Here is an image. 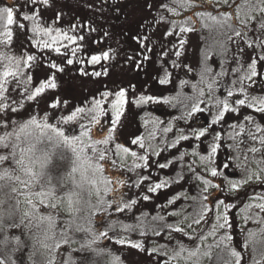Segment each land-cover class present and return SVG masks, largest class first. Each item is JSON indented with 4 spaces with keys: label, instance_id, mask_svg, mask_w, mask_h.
I'll use <instances>...</instances> for the list:
<instances>
[{
    "label": "snow or ice",
    "instance_id": "1",
    "mask_svg": "<svg viewBox=\"0 0 264 264\" xmlns=\"http://www.w3.org/2000/svg\"><path fill=\"white\" fill-rule=\"evenodd\" d=\"M172 2L175 7H168L167 11L173 16L181 14L177 11L178 8L188 11L198 7L197 0H172ZM38 3L50 6V0H23L22 4L14 2L11 5L0 6V44L8 45L13 42V25L26 35L27 25L23 21L32 22L31 32L34 36L48 37V39H32V46L41 50L51 49L59 54L60 47L56 45L62 40L76 42L77 37L69 35L67 31L42 27L38 23L40 12L34 7ZM223 3L228 5V8H232L235 4V13L225 10L216 16L210 12L192 11V14L180 23L171 21L172 30L166 29L162 38L179 37L177 42L172 43V49H176L172 54L177 58L172 62L173 67L181 66L178 61L187 43L184 34L197 31L194 26L197 20L193 17L198 19L201 28L207 29L210 35L215 33L216 37L226 38L223 41L217 40L216 43H219L222 49L220 53L222 57L229 51L227 46L229 42L235 46L231 59L237 67L231 69V74H237L241 68L246 67V72L232 81L233 85L237 83L241 85L238 91L244 94V98H235L230 102L228 98L234 97L231 88L225 89L226 98L222 99L216 95L217 77L222 78L230 74L226 67L227 61L222 58L221 71L213 74L212 68L207 64L209 57L205 55L203 68L199 72V83L206 85L207 103L202 99L206 95L205 89L198 88L195 84L192 85L194 96L178 93L175 97L165 98L163 103L172 107L180 106L182 114L176 117V120L187 123L195 114L207 112L210 116L209 121L199 128L189 125L190 135L185 134L182 128L179 129L175 139L171 142L164 141L165 146L162 148L159 145L146 146L143 137L132 138L130 144L137 145L143 150L142 155H138L136 151L116 140L118 125L129 103L126 89L100 91L99 96H94L89 102L90 107L75 106L67 115L55 113L61 104L67 107V101L54 99L49 105L54 110V114L45 113L40 116L29 111L21 97L33 102L42 97L47 89H56L55 74L38 83L34 82L31 75L21 81L19 77L23 75L22 65L33 67L31 62L36 61L37 57L34 55L18 57L0 52V61H7L0 71V264H37L35 258L38 253L44 255L43 264H55V254L62 245H67L71 252H79L84 264H95L94 257L103 255V250L94 246L101 237L111 239L108 235L109 231L117 236L115 241L117 244H127L148 257L157 254L159 259L156 264H171L172 261H176L177 264H201L205 260L213 261L214 253L215 264H242L244 259L242 253L237 251L236 247L230 246L233 243V236L230 234L233 227L230 215L237 204L228 201L230 198L242 200L243 196L247 195L248 188L264 186V168L246 174L241 181L229 180L224 171L218 170L226 169L229 165L227 163L220 165L216 162L218 149L222 145L219 143L220 134L216 132L214 126L224 123L227 113L240 112V108L233 105L254 109L256 113L261 114V119H264V94L248 95L244 87V82L249 81V88L256 86L261 93H264V83H260L264 80V71H258V64L260 69H264V0H256V3L243 13V6L236 4V0H233L232 4H229V0H223ZM28 5L33 7L29 8L28 12L21 13L20 8ZM29 12L33 14L30 15ZM253 13H257L258 16ZM59 18L57 15L56 20ZM161 19L163 20V17ZM74 27L69 31L74 30ZM79 39L83 40L84 37L81 36ZM133 39L138 41L145 52L153 50L144 43L148 39L147 36L133 37ZM62 46L67 48V45ZM172 49L164 52L163 55L167 56ZM77 50V48L71 50L73 56L76 55ZM247 50H250L252 55L244 62L243 58ZM112 58L109 51L101 50L99 54L90 53L88 63L93 66L100 65L102 70L88 73L81 69L80 72L82 75L93 77L107 76L108 69L104 67L102 61H109ZM128 59L132 60L133 57ZM143 59L148 60L149 57L144 55ZM67 64H73V60L68 59ZM49 67L59 72L64 71L55 62H50ZM135 67L139 69L141 62H136ZM184 67L188 66L184 65ZM188 71H191V68H188ZM164 72V77L159 79L161 85L170 83V74L167 69ZM187 84V80L181 81V85ZM23 85L32 87L31 89L24 87L22 94L19 89ZM8 100H11V103H5ZM149 102L158 103L159 99L141 95L134 101L137 105ZM201 104H205V107L202 108ZM212 108L215 112L211 111ZM22 110L27 112L26 117L21 114ZM243 119L255 126V133L251 130L247 132L248 138L252 141L258 140L261 145V148L249 147L247 151L261 152L264 149V134L257 137L256 133H264V128L255 122L252 115H245ZM52 120H55V123H52ZM85 120L87 124L83 122ZM229 127L233 129L239 127L241 132L244 131L243 124L239 126L232 124ZM162 131L166 134L173 129L167 126ZM208 136H211V139L207 141V155H200L196 150H193L191 155L199 156L202 171L211 178L219 180L217 183L205 178L201 171L193 166L196 161L185 165L184 158L188 155L187 152L181 153L178 157L175 154H172V158L165 157L164 163L152 159L153 156L160 157L163 152L170 149L179 151L177 145L182 141L194 138L204 143L202 138L207 139ZM148 139H155V133H149ZM229 139L233 137L230 136ZM112 144H115L114 149L111 147ZM228 147L238 150L239 144L234 143ZM148 149H151L150 153ZM129 157L132 159L131 165L127 163ZM177 162L181 165L179 171L175 169ZM170 166L175 171V175L168 179H159V182H151L153 181L151 172L147 175L143 174L144 170L153 167L168 169ZM127 173H135L137 179L121 178ZM189 173L191 175H188ZM181 181L194 185L196 195L189 196L188 190L183 188ZM173 184L180 186L182 191L172 196L167 204L156 206L160 211L151 217L156 225L150 224L147 231L144 230L143 224H124L118 218H111L114 213L131 212L140 201L151 199L150 195L133 192V189L143 187L146 193H156L157 190ZM241 189H244L243 196L240 194ZM182 199L191 200L193 204L181 205L177 210L175 206ZM248 199L262 201L256 203L255 208L264 212V195L248 197ZM21 205L24 207L22 208ZM170 205L173 206L172 210L165 211ZM188 207H193L194 211L187 212ZM251 207V203L245 205V208ZM161 212L164 214H160ZM143 215L146 217L148 214L143 213ZM98 217L99 221H97ZM169 218L175 219L173 222H168ZM250 218L243 217L245 222ZM96 222L101 223V226L106 224L107 230L100 231L95 228ZM202 222L205 225L211 224L207 235H204V229L199 227ZM259 222L264 223V218ZM138 229L139 236L143 240H129L122 234L136 232ZM17 232L19 234H16ZM241 232H243L242 227ZM149 233L151 236L165 239L167 243L158 245L152 241V247L149 248L147 246ZM218 233L219 239L209 241V237L215 238ZM185 238L194 244V248L189 249L184 244ZM197 241L199 243H196ZM76 245L78 247H74ZM88 254H94L93 259H89ZM258 254L260 260L253 258L252 264H261V260H264V248ZM165 257L167 259H164ZM116 259L118 258H113L112 264H115ZM63 264H74L71 253Z\"/></svg>",
    "mask_w": 264,
    "mask_h": 264
},
{
    "label": "rangeland",
    "instance_id": "2",
    "mask_svg": "<svg viewBox=\"0 0 264 264\" xmlns=\"http://www.w3.org/2000/svg\"><path fill=\"white\" fill-rule=\"evenodd\" d=\"M109 0H52L50 2V6H46L44 8L45 13L52 15L56 14L59 15V17H74V19L79 18L78 26L75 27V30H73V36L77 37L76 42L78 45L82 46V48L79 49V56L82 61L83 54L85 55L86 52L92 51L91 54H99L101 50L109 51L110 55L113 56L112 59L109 61H102L105 68L108 69V75L102 76L103 84H106L103 88H100V91H103L105 89H111L113 91L118 90L119 88L123 87L127 90L128 93V100L129 103L126 105V110L124 115L121 118L120 125L121 128H118V135L121 136L120 141L124 145H128L131 150L136 151L138 155L144 154V151L139 149L137 145H131L130 140L136 135V137H143L144 142L146 146L148 144H151L153 147L159 145V147H164V141L171 142L175 139V136L178 135V130L183 129L185 134H191V129L189 128V125L192 127H203L205 124H207V121H209L210 116L206 113H197L195 114L187 123L183 120H176V117H179L182 114V109L180 106L172 107L168 104L163 103V100L165 98H171L175 97L178 93H182L187 96H194L195 93L193 92L192 85L190 87H183L179 88V86L175 83H168L165 85H161L159 83L158 79V70L154 68L153 64L147 60L143 61V56L141 54H133L129 53L127 51V47H124V44L128 45L131 50L139 49V44H137V40L133 39V37H138L139 33L147 28L149 25H160V22L153 19V15L150 14V10L148 9V1L143 0H130L128 2H117L115 4V11L114 12L112 8H114L112 5L109 6L106 4ZM233 0H229V4H232ZM256 0H236V4L242 5V13L248 11L249 7L252 4H255ZM206 5H212L216 7H222V8H228V5L223 3V0H205ZM147 5V6H146ZM139 6V7H138ZM112 7V8H111ZM118 7V9L116 8ZM234 12L236 11V6L234 4L233 7ZM181 14L179 16H173L170 12V16L174 19L179 18L180 16H183L182 11L180 9H177ZM189 14V13H188ZM188 14H184L186 17ZM88 15V16H87ZM253 15H257V13H253ZM85 18L90 19L85 21ZM181 18V17H180ZM194 20H198L196 17H193ZM115 23V24H114ZM161 26V25H160ZM157 25L155 26V29L149 28L151 32H157L160 31ZM130 32V34L128 33ZM19 34H24L23 31H19ZM83 36L84 39L81 40L79 37ZM226 38L224 37H216L215 33L211 35V44L213 54L211 56H208L205 52H201L202 57L200 55V49L197 50L196 48L190 47V45L184 46V49H182L183 53V60L181 63H190L189 65H192L193 73L192 77L193 79H199L200 76L199 72L201 71V68H203V61L205 55L209 57L207 60V64L212 68L213 74L219 73L221 71L220 68V62L221 59H225L227 61L226 67L229 70V75L224 77H217L218 79V85H217V91L216 95L220 98H226L227 94L225 89L231 88L234 91V97L228 98L230 102H232L235 98H244V94H241L238 89L241 86L239 83L233 85L232 84V77L233 74H231V69L234 67H237V65L233 62L231 59L232 52L235 50V46L228 43L229 51L225 56H221L220 53L222 52V49L219 45V43H216L217 40L223 41ZM189 41L191 44H195L198 46V44L195 42L196 38H189ZM201 41V40H200ZM202 45H203V39H202ZM119 44V46L117 45ZM107 45V47L105 46ZM201 45V47H202ZM204 46V45H203ZM198 48V47H197ZM83 50H85L83 52ZM198 51V52H197ZM197 52V54H196ZM252 53L250 50L246 51V54L243 58V61L246 62L251 56ZM89 54L83 56V62L85 67L89 66L88 63L89 60ZM128 57H133L132 60H129ZM141 62V67L137 69L135 67L136 62ZM62 62H59V64ZM79 66V65H77ZM93 66V65H92ZM100 70V65H95ZM83 67V66H82ZM200 68L198 70H194V68ZM246 69V67H245ZM72 74L74 77L80 75V71L77 68H72ZM66 71V68L64 69ZM63 71V73H64ZM157 71V72H156ZM258 71H264V69H260V66L258 64ZM59 71H56L55 75V82L59 84L60 88L58 91V99L60 101H65V97L69 94H72L75 90L68 89L65 85L66 83V76L62 75L63 73L60 72V75H58ZM246 71H241L239 74L243 75ZM154 75V76H153ZM238 75V76H240ZM70 76V75H69ZM73 76H70L74 81L72 82V86L77 89L79 92L82 90H85V93L87 90L90 89L91 84H88L86 86H82L79 83L76 82L78 78H74ZM237 76V79H238ZM99 80H101L100 77H98ZM259 79V78H257ZM249 81L244 82V87L247 90L248 95H262L264 93H261L259 87H252L249 88L248 84ZM260 83H264V80H261ZM198 88H204L205 89V97L202 99L205 100L207 103L208 96H207V88L204 84H196ZM223 85V86H220ZM82 93V92H81ZM99 94L95 95V97ZM141 95L144 96H153L159 99L158 103L149 102L146 105H137L134 103L136 99H138ZM75 100H80L78 98H74ZM202 108L205 107V104L200 105ZM237 108H240L239 113H227L225 117V122L222 124L215 125L214 128L216 132L220 134V141L219 143L222 145L220 149H218V155L216 157L217 164H220V160L222 161V165L227 163L229 165L226 169H220L225 172L227 175V178L232 181H241L246 174H250L253 171H259L260 168H264V149H262L261 152L252 153L247 151L249 147H257L261 148V145L259 144V141H252L248 138L247 132L251 130L255 133V126L254 124H250L248 121L244 120L243 117L245 115H252L255 118V122L259 123L262 128H264V119H261V114L256 113L254 109H248V108H241V106L233 105ZM71 110H73V107L67 105V107H64L63 104H61V107L59 109L55 110L56 114H63L67 115L70 114ZM212 112H215V109H211ZM51 115L54 114V110L51 109L50 111ZM129 117L132 119L129 122H126V119H129ZM53 123H55V120H52ZM162 122V123H161ZM131 123V127L129 128V125ZM236 124V125H244V131L241 132L240 128L237 127L235 129L229 127V125ZM171 126L173 131L170 133H163V128ZM119 127V125H118ZM134 130L133 136H130V132ZM155 133V139H148L149 133ZM239 133V134H238ZM264 133H256L257 137L262 135ZM233 137V139H229V137ZM134 137V138H136ZM208 136L207 139L202 138L204 140V143H201L200 141H195L194 138L189 141H182L180 143V146H183L185 148V151L188 153L191 159L193 161H196V164L194 167H197L199 171H201V174L205 176V178H209L213 180V183H216V180L211 178L207 173H204L200 167L199 162V156H192L191 153L193 150H196L199 152L200 155H207V141L210 140ZM239 144V149L233 147H228L229 145L233 144ZM197 145H199V148H197ZM179 147V145H177ZM149 153L151 152V149H148ZM176 153V149H170L167 152H163L160 157L153 156L152 159L159 160L161 163H164L166 161L165 157H169L170 155ZM151 162V161H150ZM261 162V163H257ZM127 163L129 165L132 164V159L129 157L127 158ZM240 167H237V166ZM160 174H155L152 170H149V172L152 173L153 179L159 182V179H167L170 174V168L168 169H159ZM139 171V170H138ZM135 174V173H132ZM177 185H171L170 187H166L163 189L157 190L155 193V196L157 198V201L160 205L167 204L168 200L176 195L174 192V187ZM188 190L189 196H195L196 195V189L190 184L188 187H184ZM146 190V189H145ZM211 190V189H210ZM253 192H256L258 194H251ZM244 189H241V193L243 195ZM262 193V194H259ZM258 195H264V188L261 187H254V188H248L247 189V195L246 200L244 203L238 207L237 209L234 208L232 211V215H230V220L232 222V229L230 230V234L233 236V243L230 245L231 247H236L237 251H240L242 253V256L244 259L242 260V264H252L253 258L260 260L259 252L262 248H264V223H260V219L264 218V212H261L259 209L255 208V204L262 201L257 200H249L248 197H255ZM251 203V208H245V205ZM141 204L143 207H145L146 213L148 214L146 217L142 215L145 212L139 213L140 215H137L131 219H127L124 224H132V225H138L143 224L144 230L147 231L148 226L151 224L152 226L156 225V222H153L148 216L152 217L155 216V205L150 200L139 202L138 205ZM192 205L193 202L191 200L185 201L180 200L177 202V205L175 206L177 210L180 209L181 205ZM137 206V205H136ZM23 208L24 205H21ZM138 207V206H137ZM173 206H169L168 209L165 211H171ZM194 211L193 207H188L187 212L191 213ZM164 214V212H162ZM248 216L251 217L247 222L244 221L243 217ZM183 217H180L182 219ZM175 218H171V220H174ZM97 221H99V217L97 218ZM95 228H99V222L94 223ZM200 228L204 229V235H207V231L210 230L211 224H202L199 226ZM241 227L243 228V232H241ZM122 231V230H119ZM249 233H252V235H249ZM16 234H19L18 232ZM123 235L127 236L129 240L138 241L143 240L142 237L139 236V229L136 232L131 233H123ZM163 235V233H162ZM219 233L218 235L213 238L209 237V241L213 239H219ZM150 239L147 241V246L149 248L152 247V241H155L156 244H165L167 241L165 239H161L159 237L151 236L149 233ZM79 238V236L77 237ZM103 238L101 237L94 247L96 248H102L105 246V243H103ZM102 242V243H101ZM184 244L189 248H194V244L189 242L187 238L184 239ZM196 243H199L197 241ZM245 244L247 247H245ZM78 247V245L74 246ZM171 247V245L169 246ZM106 250V249H105ZM110 253H107L104 255V258H100L97 263L99 264H112L113 258H118L115 260V264H133V257L134 255L131 254V259L128 256V253L125 254L123 252H119L118 249H107ZM219 251V250H217ZM69 253H71V257L73 262L76 261V259L80 258L81 254L79 252H71L69 247L67 245H62L61 248L57 251L55 254V264H63L64 260L68 257ZM157 255V254H156ZM186 255V253H185ZM158 256V255H157ZM159 257V256H158ZM37 264H43L44 255L38 253L36 256ZM164 259H167L165 257ZM172 263H176V261H172ZM201 264H215V253L213 255V261H202ZM261 264H264V260H261Z\"/></svg>",
    "mask_w": 264,
    "mask_h": 264
},
{
    "label": "trees",
    "instance_id": "3",
    "mask_svg": "<svg viewBox=\"0 0 264 264\" xmlns=\"http://www.w3.org/2000/svg\"><path fill=\"white\" fill-rule=\"evenodd\" d=\"M51 1L52 0H50V2ZM128 1H130V0H109V2H107V1H104V2H106V4H108L109 6L112 5L114 7L117 2L120 3V2H128ZM143 1H145V0H143ZM146 1H148V9L150 10L149 11L150 14L152 13L151 15H153V19L156 21V23H157V21L160 22L161 26L158 24H156V25L158 27H161V28H159L160 31L151 32L152 29H155L156 25L155 24L154 25L148 24L147 28H145L143 31H142V29H140L141 32L139 33L138 37L147 36L148 39L144 43L149 48H152L153 50L151 52H145L144 49H142L140 46H139V49H137V50H135V49L131 50L129 48V46L126 44H124V47H127V51H129V53L136 54V52H137V54H141L142 56L147 55L149 57V59L147 61L151 62L154 65L153 67L158 70V79L164 77V74H165L164 70L167 69L168 73L170 74V77H169L170 82L177 84L179 86V88L190 87L193 84H195V85L199 84V79H193L196 76L192 77V73H193L192 65H189L190 63H187V62L181 63V61H184L183 60L184 59L183 54L181 55V57L179 58V61H178V63H180L181 66L180 67H173L172 62L176 61L177 58L172 54L176 50V49H172V43L177 42L179 37L177 36L175 38H173V37L162 38L163 33L166 29L172 30L171 21L175 20L177 23H180L183 20H185L186 16L184 14L189 13L188 15H191L192 11H202V12H210L212 15L219 16L225 10L234 14L235 13L233 10L234 5L232 8H222V7L213 6V4L212 5H206L205 0H197L198 7L196 9L188 10V11L180 9L182 11L183 16H180L181 18L179 17V18L174 19L170 16V13L167 11L168 7H175L172 0H146ZM14 2H16L18 4H22L23 0H0V6L11 5ZM165 6H167V7H165ZM31 7H33V6L28 5L27 7L20 8V12L21 13L28 12L29 8H31ZM34 7L40 12V17L38 19V23H40L42 27L60 28L63 31H67L69 35H73V30L69 31V29L71 27H73V26H75L76 28L79 27L78 26L79 18L74 19V17H61V18H59V20H56V14L49 15V14L45 13L44 8L46 6H44L43 4L38 3ZM116 8L118 9V7H116ZM112 9L114 12H119L118 10L115 11L116 10L115 7ZM29 14L31 15L33 13L29 12ZM161 17H163V20L161 19ZM86 20L90 21V19H88V18H85V21ZM23 22L27 25L26 35H25V33L22 35L19 34L20 30H18L16 28V26L13 25L12 26V28H13V42L11 44H8V45L0 44V52L5 53L6 55H14V56H18V57H26L27 55H34L37 57L36 61L31 62L33 67L30 68L28 66L22 65L21 72L23 73V75H21L19 77V79L21 81H24L27 79V76L31 75L34 78V82L38 83L39 81L45 79L48 76H51L53 74L56 75L57 70L56 69H50V67H49L50 62H55L59 67H61L63 69L66 68V71H64V73L62 72L63 73L62 75L66 76L65 85L67 87H69L68 89L75 90L72 94H69L65 97V100L67 101V105L73 107V109L75 106L90 107L89 102L91 101V99L97 94V92H100V88H103L106 84H103L102 76L100 77L101 80H99L98 77H93L91 75H82L81 72H79L80 75L74 77L71 69L77 68V69H79V71L81 69H84L88 73H91L92 71H99L97 66L89 65V66L85 67V65H84L83 56L92 53V51L90 50V51L86 52L85 55L83 54L82 61H81V58L78 54H79V49L82 48V46L78 45L77 42L70 43L67 40H62L59 44L56 45V47H60V53L59 54L56 53L55 51L51 50V49L41 50L38 47L32 46V39H48V37H45L43 35H41L39 37L34 36L33 33L31 32L32 22L31 21H23ZM194 26L197 29V31L184 34V37L187 40L186 45L189 44L190 47H192L194 49L195 48L197 50L200 49L199 58H200V56L202 57L201 52H205L208 56H211V54L209 52H211L213 54V52H215V51H213V49H212L213 47L211 44V35L209 34V31L207 29H202L198 20ZM75 27H74V30H75ZM149 28H151V30H149ZM176 31H178V28L176 29ZM128 33L130 34L129 31H128ZM53 35H55V32H53ZM250 35H252V34L250 33ZM189 38H196L195 42L198 44V46H196L195 44H191L189 41ZM202 39H203V45L204 46L202 45V42H201ZM137 44H139V43L137 42ZM62 45H67V48H64ZM117 45L119 46V44H117ZM201 45H202V47H201ZM105 46L107 47V45H105ZM73 48L78 49L75 56L72 55L71 50ZM169 49H172V51L169 52V54L167 56L163 55V53L167 52ZM84 51L85 50H83V52ZM197 52H196V54H197ZM68 59H72L73 64H71V65L67 64ZM143 61H144V59H143ZM59 62H62V63L59 64ZM4 63H7V61L6 60L0 61V71H2ZM37 65H39V67H36ZM77 65H79V66H77ZM184 65H187L188 67H184ZM188 68H191V71H188ZM198 69H200V68H197V67L194 68V70H198ZM201 70H202V68H201ZM241 71H243V72L246 71L245 67L241 68L240 72ZM239 73L233 74L232 80L237 79V76L240 75ZM58 75H60V72H58ZM69 75L73 76L74 78H78L76 80V82L82 86H86L88 84H91L90 89L87 90L86 93H85V90H82L79 92L77 89H75L72 86V82L74 80L72 78H70ZM183 80H187L188 84L187 85H181V81H183ZM24 87H28L31 89L32 86L31 85H23L19 89V91L22 94L24 93ZM59 88H60V86H59V84H57L56 89H47L45 91V93L42 95V97L38 98L37 101L29 102L26 99H23V97H21V99H22V102L27 106L29 111H31L33 113H38L40 116H43L45 113H48L51 115V113H50L51 108L49 107V105L54 99H58ZM121 88H123V87H121ZM98 96H99V94L96 97H98ZM74 98H78L80 100H75ZM5 103H11V100L5 101ZM142 105H146V104H142ZM21 114L25 117L27 116V112H24L23 110H22ZM14 118H19V117H14ZM131 120L132 119L129 117V119H126V122H129ZM51 122L53 123V121H51ZM83 122L85 124L88 123L87 120H85ZM130 127H131V123L129 125V128ZM118 128L119 129L121 128L120 124H119ZM118 132L116 135V140H117V142L123 144L119 139V138H121V136L118 135ZM133 132H134V130H132L129 133L130 136H133V134H134ZM134 137H136V135H134ZM111 147L114 149L115 144H112ZM126 147H128V145ZM177 148L179 149V151L176 150V153H175V156H177V157L181 153L186 152L185 148L183 146L179 145V147H177ZM168 158H172V156L170 155ZM163 161H166V160H163ZM192 161H193V159H191L189 155L185 156V158H184L185 165H187L188 163H191ZM180 166L181 165L179 162H177L175 164L176 171L180 170ZM169 168H170L171 176H174L175 171H173L172 166H170ZM149 170H152L155 174H160V170L155 168V167H153L151 169L144 170L143 174L147 175ZM218 170H220V169H218ZM188 175H191V174L189 173ZM160 176H162V175L160 174ZM129 177H132V179H137L136 174H132V173H127L126 175L122 176L121 178L127 180ZM213 179L216 180V183L219 182V180H217L216 178H213ZM151 182H157V181L153 179V181H151ZM181 185L184 188V187H188V185H190V184H185L183 181H181ZM192 186L194 187V185H192ZM263 188H264V186H262V189ZM194 189H195V187H194ZM181 191H182V189L180 186L174 187V192L176 194L180 193ZM133 192H140L141 194H148L151 197L150 201L152 203L156 204L155 206L160 205L157 201L155 193H146V190L143 187L140 189H133ZM251 194H258V193L253 192ZM259 194H262V193H259ZM245 200H246V197L243 196L242 200H235L234 198H230L228 202L229 203H236L237 204L236 209H237L238 207H240L244 203ZM141 202H144V201H141ZM137 206H134V208L132 209L131 212L126 211L124 214L114 213L111 218L112 219L118 218L120 221L125 222L127 219L129 220V219H131L137 215H140L139 213H141V212L146 213L145 207H143V205L139 204ZM155 208H156L155 209L156 210L155 215H157V212L160 210L157 207H155ZM232 211H234V210L232 209ZM160 214H163V213L161 212ZM148 217L151 219L150 216H148ZM168 222H173V220H171V218H169ZM99 228H100V231L107 230L106 224H105V226H101V223H99ZM108 235L111 239H106V238L102 237L103 238L102 240H103V243H105V246L103 247V249L98 248V249L103 250V255H101L99 257H94V254H88L89 259H93V257H94L95 264H99V263H97L98 260L100 258H104L105 254L110 253L109 251H107V249H109V248L110 249L116 248L119 250V252H123L125 254L128 253V256L130 259H131V254H133L134 255V257L132 259L133 264H156V261L159 259V257L156 254L152 255L151 257H148L146 254L140 253L136 249H132L127 244H125V245L117 244L115 242L117 239V236L111 231H109ZM74 264H84L83 258L80 256V258L76 259ZM171 264H176V263L171 262Z\"/></svg>",
    "mask_w": 264,
    "mask_h": 264
},
{
    "label": "flooded vegetation",
    "instance_id": "4",
    "mask_svg": "<svg viewBox=\"0 0 264 264\" xmlns=\"http://www.w3.org/2000/svg\"><path fill=\"white\" fill-rule=\"evenodd\" d=\"M208 122V121H207ZM209 139H211V137H209ZM220 165H222V161L220 160Z\"/></svg>",
    "mask_w": 264,
    "mask_h": 264
}]
</instances>
